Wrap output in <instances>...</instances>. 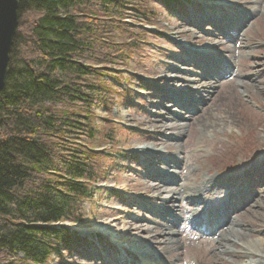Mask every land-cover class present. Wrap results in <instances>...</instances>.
<instances>
[{
  "label": "rangeland",
  "instance_id": "rangeland-1",
  "mask_svg": "<svg viewBox=\"0 0 264 264\" xmlns=\"http://www.w3.org/2000/svg\"><path fill=\"white\" fill-rule=\"evenodd\" d=\"M207 1L209 0H176L172 5L163 0L145 3L148 15L141 26L136 23L133 28L138 33L140 47L127 65L115 67L118 79L110 78L115 87L112 93L107 94V104L96 105L93 109L97 116L95 123L103 128L102 136L107 137L106 140L113 139L114 143L112 147H106L108 157H103L94 164V170L101 176L97 183L100 189L95 193L92 203L82 205L87 223H65L86 241L77 245L74 250L63 251L62 256L54 255L50 264H142L141 254L147 249H151L152 254L159 257L158 260L152 259V262L146 260L149 264H167L162 257L172 261L169 256H163V250L156 244L161 239L159 236L153 235L149 242L136 238L130 243L128 236L134 232L119 223L125 219L150 228L154 224L165 222V219L175 221L173 218L178 215L180 244L171 256H178L179 264H240L244 258L238 255L245 256L247 251L242 242L247 243L249 239L264 240V216L256 219L252 215L253 212L262 211L260 206H253L250 210L247 208L242 215L237 216L236 222L240 226L235 228H241L239 235L229 234L228 231L235 229L233 223L217 231L223 233L220 237L215 232L217 226L210 229L215 234L200 232L191 227V216L197 206H192L189 200L178 201L177 212L172 215V212L169 213L171 206L159 200L160 194L167 195L146 184L150 180L152 186H163L169 183L168 178L171 177L172 182L181 180L182 183L193 185L211 176L224 183L223 181L244 172H249L252 178L256 173L254 165L263 155L264 70L254 76L256 88L246 91L241 83L251 72L244 70L248 59L256 55L264 61V11L255 15L258 8L255 0H228L226 8H210ZM229 13L254 16L244 28L230 31L226 28V23L233 20ZM127 14L131 17L130 20L127 19L128 22L137 18L134 12L128 11ZM206 14L223 16L217 21V31H211L209 24L203 20H197L203 29L201 32L181 27L187 23L188 18L196 20ZM199 37L203 41L215 40L218 43L213 51L217 57L220 56L218 59L215 56L203 58L191 53L189 48L207 43L199 40ZM257 52L262 55H257ZM223 55L225 57L222 59ZM207 59L239 66L236 69L237 75L223 78L220 86L222 90L229 91L232 88L239 91L241 100L236 102L232 113L238 118L237 125L210 136L199 134L194 124L184 135H180L173 127L157 131L149 123L153 120L152 115H156L157 121L162 123L163 118L167 119L184 110L171 101L162 105L167 97L184 104L185 95L172 90L171 85L174 84L171 80L177 82L197 77L202 71L196 67V63L208 64ZM177 69L179 74L173 72ZM257 89L263 92L259 93ZM221 111L217 112L218 116ZM183 113H186L185 110ZM172 136L176 139L175 142H166ZM147 144L157 145L158 151L148 150ZM98 149L104 150L102 147ZM178 153L180 159H183V168L175 170L165 165V162L173 161ZM230 192H233L232 189H226L225 185L217 186L210 190L212 200L208 196L205 199L213 201L211 205L218 209L228 200ZM105 223L110 230L99 229L98 226ZM121 230L128 234H123ZM230 250L233 252H229ZM251 257L264 262L262 254H253Z\"/></svg>",
  "mask_w": 264,
  "mask_h": 264
},
{
  "label": "trees",
  "instance_id": "trees-1",
  "mask_svg": "<svg viewBox=\"0 0 264 264\" xmlns=\"http://www.w3.org/2000/svg\"><path fill=\"white\" fill-rule=\"evenodd\" d=\"M149 1L19 0L0 93V264H50L86 241L65 223H87L82 205L100 189L94 164L114 143L93 109L137 53L133 28Z\"/></svg>",
  "mask_w": 264,
  "mask_h": 264
},
{
  "label": "bare ground",
  "instance_id": "bare-ground-1",
  "mask_svg": "<svg viewBox=\"0 0 264 264\" xmlns=\"http://www.w3.org/2000/svg\"><path fill=\"white\" fill-rule=\"evenodd\" d=\"M228 0H209L207 1L208 7L210 8H226ZM256 4H258L256 14H260V12L264 11V0H255ZM223 6V7H221ZM225 6V7H224ZM254 16V14H252ZM252 16L250 18H247L246 20H242L238 22V26L240 28H244L248 24V22L252 19ZM222 15L218 14L216 16L206 14L205 16H199V19H194L193 17L188 18V21L185 25H181L184 27H189L192 32L197 30V32H201L203 29L201 25L198 24L197 20H203L206 23L209 24V29L211 31H217L218 30V23L217 21L221 20ZM180 26V25H179ZM231 26V25H230ZM230 26L227 24L226 28L229 30ZM197 36L198 34H194ZM203 39L202 37H199V40ZM195 41V40H194ZM203 41V40H201ZM226 41V40H225ZM228 41V40H227ZM203 42H207L203 46H195L189 48L191 53L198 54L199 57H209L212 58L215 56V59H218L220 56H216L214 54V50L217 47L218 43L215 40H204ZM241 43V42H240ZM228 54H226L227 56ZM257 55H262V53L257 52ZM11 56V53H10ZM231 57V55H228ZM225 57V55L222 56V59ZM264 57V54H263ZM204 61V60H203ZM208 64L201 63L200 65L196 63V67L199 68V70L202 71L201 74H199L197 77L188 78L184 80L177 81L171 80L174 85H171L172 90L175 91L177 94H184L185 98L183 103L178 102L177 100L173 98L167 97V99L163 100L162 105L168 101L175 102L174 104L178 107H181L185 110L186 113H183V111L177 112L171 116H169L167 119L162 120V123L160 121H157L156 115H152L151 120L149 123H152V127H154L157 131L161 132L164 128H176L177 131H179L180 135H184L186 131H189V129L192 126H197V131L199 134L204 136H210L214 133V135L220 134L221 132H225L229 129H232L234 126L237 125L238 118L234 115L233 109L236 105V102L241 100V96L239 94V91L236 89L230 88V90H222L221 83L222 79H226L227 77H232L237 75L236 69H239L238 65H224L222 61H211L208 60ZM193 62V61H192ZM176 69V68H175ZM245 71H251L250 74L246 75L243 80L242 87L246 91H250V89L256 88V79L255 75L260 73L264 70V61L261 57H258L254 55V57H251L248 59V65L244 67ZM220 71H225L227 73L225 76L221 77L218 73ZM174 73L179 74V70H174ZM8 76V75H7ZM227 76V77H226ZM7 83V79H6ZM6 86V85H5ZM258 90V89H257ZM186 92L188 94H186ZM257 92H263V90H258ZM187 96V97H186ZM189 96V97H188ZM168 105V104H167ZM165 105V106H167ZM222 108H225L222 109ZM222 110V111H221ZM172 111V110H171ZM218 111H221L218 116ZM221 115V116H220ZM154 121V122H153ZM154 123V124H153ZM194 124V125H193ZM175 138L172 136L171 139H167L166 142H175ZM162 143H165L162 141ZM147 149L150 151H158L157 145L155 144H147ZM258 164L254 165L257 166L256 170L259 169L260 171L256 172L258 176H263L264 173V150L263 155L257 162ZM165 165L169 166L171 169H181L184 167L183 159H180L179 153L175 156V159L171 162H165ZM260 167V168H258ZM255 168H253L254 170ZM254 175L255 178H251L249 175V172H244L240 174L239 176H235L234 178H231L229 180H225L224 184L227 186V189L233 190V196L231 195V199L235 197L231 201L229 198V201L223 203L220 205V207L214 212V206L211 205V202L205 199L207 196L209 197V200H212V196H209L210 190L214 187H216L219 184V180L215 176H211L209 178H205L202 181H199L198 183H195L193 185L182 183V181L178 182H172L170 181V178H168L169 183L159 186L155 185L152 186L150 183V180L146 182V184L150 185L149 188H152L155 191H161V193H165L167 196H162L160 194L159 200H161V203L168 204L171 206V212L174 215L177 212L178 208V201L183 202L189 200L190 204L192 206H197L196 210L193 212V215L191 216V226L193 225L195 228H202V224L205 222L208 223V218L212 219H218L222 218L224 215V212L218 213L221 210H229V208L236 204L237 200L236 198H243L247 193L252 192L253 187L259 188L260 190L257 191L255 194L254 199L251 200V202L246 205L242 210H250L253 206H260L262 208V211L259 212H253L252 215L256 219H261V216H264V182L262 180L264 179V176L262 178H259L257 180L256 175ZM185 180H188V178ZM172 182V183H170ZM245 182V183H241ZM174 186L175 188H170ZM168 193V194H167ZM231 201V202H230ZM239 203V202H238ZM158 211V210H157ZM188 211V210H187ZM235 211L237 213H235ZM234 217L229 222L224 223V227L230 226L233 223H235V227H239V223L236 222L237 216L243 214V211L240 212L239 210H235ZM264 218V217H263ZM177 219V220H176ZM214 220V222L216 221ZM121 226L126 228L127 230H131L134 233H131V236H128L130 238L129 242L132 243L136 240H140L142 242H149L150 238H152L153 235L159 236L161 239L156 241V244L161 247L163 250V256H169V258L172 260L171 262L167 261L166 257L163 261L167 264H179L178 256H171L173 253L178 249V245L180 244L178 241V234H181V231L178 229L180 226V218L179 216H175V221L170 222H161L154 224L150 226V228L144 227V225H138L135 224L136 222L129 221L128 219L122 220L119 222ZM99 229H102L103 231L110 230V227H107V223L103 224L102 226H98ZM205 229V228H202ZM241 228H235L231 231H228L229 234H238V231ZM123 234H128L127 231L121 230ZM201 232V231H200ZM144 233V234H141ZM212 234V233H211ZM218 236L221 237L219 233L216 232ZM203 236V235H202ZM128 243V242H127ZM244 246L241 244V246L245 247L247 250L245 253V256L238 255V257H241L243 260L240 264H264L261 260H253L251 257L253 254H262L264 256V240L259 239H249L247 243H244ZM150 244V243H149ZM133 246V244H131ZM143 252V253H142ZM141 258L144 261H141L142 264H149L146 262H152L151 258L154 260H158L152 254L151 249H147L145 251H142ZM227 251L225 250V253ZM229 252H233L230 250ZM253 253V254H252ZM217 253L215 254V256ZM133 262V260L131 261ZM162 263V262H161ZM216 263V262H215ZM236 264V263H233Z\"/></svg>",
  "mask_w": 264,
  "mask_h": 264
},
{
  "label": "water",
  "instance_id": "water-1",
  "mask_svg": "<svg viewBox=\"0 0 264 264\" xmlns=\"http://www.w3.org/2000/svg\"><path fill=\"white\" fill-rule=\"evenodd\" d=\"M19 0H0V93L5 89L10 53L19 24Z\"/></svg>",
  "mask_w": 264,
  "mask_h": 264
}]
</instances>
